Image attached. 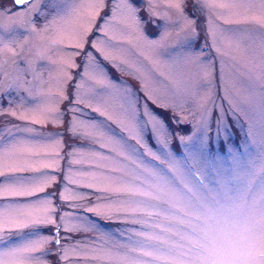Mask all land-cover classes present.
Returning <instances> with one entry per match:
<instances>
[{
    "label": "rangeland",
    "instance_id": "1",
    "mask_svg": "<svg viewBox=\"0 0 264 264\" xmlns=\"http://www.w3.org/2000/svg\"><path fill=\"white\" fill-rule=\"evenodd\" d=\"M94 2L0 0V228L47 215L0 231L6 264H168L204 227L186 186L264 162V0H231V31L193 0Z\"/></svg>",
    "mask_w": 264,
    "mask_h": 264
},
{
    "label": "snow or ice",
    "instance_id": "2",
    "mask_svg": "<svg viewBox=\"0 0 264 264\" xmlns=\"http://www.w3.org/2000/svg\"><path fill=\"white\" fill-rule=\"evenodd\" d=\"M193 2L208 8L222 6L211 0ZM14 3L17 6H31L36 0H14ZM103 7L104 0H95L89 5L90 15L98 13ZM261 20L264 21V16ZM84 42L85 34L77 33L73 46L83 48ZM231 155L232 165L227 169L216 166L218 175L223 177L227 173L228 179L214 180L212 187L197 179L200 187L205 189L206 195L197 196L193 187L186 186V191L193 193L196 202L188 203L184 213L200 220L204 227H193L192 234L181 236V240L186 241L187 245H167L168 264H264V162L257 168L255 161L246 159L243 154ZM17 194L31 195L34 192L22 190ZM149 198L156 199L155 196ZM29 215L24 211L12 217L5 215L0 231L28 227L29 224H40L47 220V215L32 220L28 219ZM56 242L59 243L58 240ZM41 243L44 242H33L23 251L38 250ZM159 243L167 244V241L162 239ZM6 255L18 256L21 261L27 259L21 255L20 250H13ZM140 255L152 259L160 258L146 251H141ZM0 264H6V261L0 259Z\"/></svg>",
    "mask_w": 264,
    "mask_h": 264
},
{
    "label": "flooded vegetation",
    "instance_id": "3",
    "mask_svg": "<svg viewBox=\"0 0 264 264\" xmlns=\"http://www.w3.org/2000/svg\"><path fill=\"white\" fill-rule=\"evenodd\" d=\"M225 1L224 4H222L221 0H211V2L215 3V4H219L222 6H217V7H212L210 8V12L212 9V12L210 13L212 16H214V14H216V20L214 21L215 24L212 25V28L215 29H221L223 30L224 28H228L230 31L232 29H235V24L233 23V21H228L231 18H233L234 12L230 9V1L231 0H223ZM239 3V0H235V6L237 7ZM246 5L248 4V2H244ZM239 12H242V10H240L239 7H237ZM222 18V19H221ZM228 19V20H227ZM219 20L220 24H218L216 21Z\"/></svg>",
    "mask_w": 264,
    "mask_h": 264
},
{
    "label": "water",
    "instance_id": "4",
    "mask_svg": "<svg viewBox=\"0 0 264 264\" xmlns=\"http://www.w3.org/2000/svg\"><path fill=\"white\" fill-rule=\"evenodd\" d=\"M13 3H14V0H13ZM15 4V3H14Z\"/></svg>",
    "mask_w": 264,
    "mask_h": 264
}]
</instances>
